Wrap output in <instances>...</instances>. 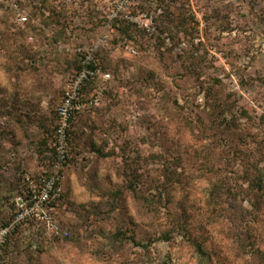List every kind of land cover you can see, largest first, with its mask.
<instances>
[{"label": "rangeland", "instance_id": "rangeland-1", "mask_svg": "<svg viewBox=\"0 0 264 264\" xmlns=\"http://www.w3.org/2000/svg\"><path fill=\"white\" fill-rule=\"evenodd\" d=\"M114 1L0 0V227L22 174L52 169L76 47L106 36L111 74L72 122L54 210L70 236L36 223L0 264H264V0L131 6L153 33L109 22Z\"/></svg>", "mask_w": 264, "mask_h": 264}, {"label": "built area", "instance_id": "built-area-1", "mask_svg": "<svg viewBox=\"0 0 264 264\" xmlns=\"http://www.w3.org/2000/svg\"><path fill=\"white\" fill-rule=\"evenodd\" d=\"M142 0H115L111 6L108 16L109 22L118 15L135 23L149 33L156 29L152 16L146 14L132 15L130 7L141 3ZM19 12V11H18ZM19 22H27L28 18L18 13ZM106 42V36L99 39L93 45H80L76 47L75 53L79 58L83 69L77 72L67 82L61 101L57 106L58 120L54 136L56 139V158L52 169L47 175L37 176L31 172L22 174L23 195L17 199L18 207L14 216L7 224L0 227V253L7 239L15 232L31 228L36 223L43 225L44 239L66 238L70 235L54 217V204L62 195L61 182L63 171L70 158L69 129L72 119L82 112L91 111L102 102L105 86L101 83L107 82L111 74L105 71L98 59V48ZM93 81L98 84L89 95L82 92L85 82Z\"/></svg>", "mask_w": 264, "mask_h": 264}, {"label": "trees", "instance_id": "trees-1", "mask_svg": "<svg viewBox=\"0 0 264 264\" xmlns=\"http://www.w3.org/2000/svg\"><path fill=\"white\" fill-rule=\"evenodd\" d=\"M134 24H135V23L132 22V25H134ZM134 26H136V24H135ZM77 59H78V70H77V72H79L81 69H83V65L80 63L78 56H77ZM100 66L102 67L101 64H100ZM102 68H103V67H102ZM104 70H105V69H104ZM77 72H76V73H77ZM76 73H75V74H76ZM72 78H73V77H72ZM72 78H71V79H72ZM71 79H70V80H71ZM70 80H69V81H70ZM67 82H68V81H67ZM67 82H66V84H67ZM66 84H65V86H66ZM90 85H93V81H87V82L84 83V85H83V87H82V92H83L85 95H89V93H90ZM65 86H64V88H65ZM92 90H93V89H92ZM63 91H64V90H63ZM56 116H58V114H57V110H56ZM77 116H78V115H77ZM77 116H76V117H77ZM76 117H75V118H76ZM75 118H74V119H75ZM74 119H72V122H73ZM57 120H58V117H57ZM72 122H71V126H72ZM55 127H56V125H55ZM55 127H54V132H55ZM70 130H71V127H70L69 132H68V134H69V139H70ZM54 138H55V136H54ZM54 148H55V158H56V139H54ZM54 161H55V160H54ZM50 171H51V170H50ZM50 171H49V172H50ZM49 172L46 173V174H44V175L49 174ZM57 204H58V202L54 204V207H55V205H57ZM54 210H55V208H54ZM54 210H53V212H52L53 215H54ZM54 217H55V215H54ZM55 218H56V217H55ZM69 232H70V231H69ZM69 236H70V235H69ZM69 236H68V237H69ZM66 238H67V237H66ZM8 239H9V238H8ZM8 239H7V240H8ZM57 239H58V238H57Z\"/></svg>", "mask_w": 264, "mask_h": 264}]
</instances>
